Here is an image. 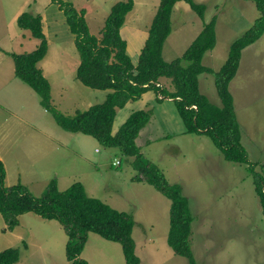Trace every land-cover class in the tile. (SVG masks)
Listing matches in <instances>:
<instances>
[{
    "label": "rangeland",
    "instance_id": "374dc122",
    "mask_svg": "<svg viewBox=\"0 0 264 264\" xmlns=\"http://www.w3.org/2000/svg\"><path fill=\"white\" fill-rule=\"evenodd\" d=\"M24 1L0 0V159L7 171L5 184L21 182L39 194L51 178L59 189L80 181L87 194L132 213V237L141 264H189L166 242L169 199L153 185L131 179L133 156L118 147L102 146L90 134L62 128L41 105L38 93L14 74L13 58L6 51H30L39 42L14 18ZM64 1L86 9L89 30L99 37L109 4L118 0ZM218 4L219 8L210 4L200 17L185 1H177L164 56L181 55L198 32L201 18L220 17L216 10L221 8L219 39L211 62L215 66L222 61L227 40L241 33L236 12L246 17L257 13V8L252 0H218ZM23 6L22 11L39 8L50 23L44 33L48 48L37 66L49 80L51 104L72 114L102 101L109 89L87 86L76 77L79 55L58 4L37 0ZM136 7L134 16L133 12L120 27L133 63L151 21L150 12L140 10L138 3ZM198 79L199 91L218 102L214 75L201 72ZM159 81L160 86L173 89L169 77ZM228 88L249 163L264 178V32L243 48ZM157 96L156 90L149 89L143 98L117 107L113 127L117 129L131 111L149 109V120L135 141L140 152L160 167L168 182L179 183L188 198L193 217L190 246L196 264H264V208L254 190V172L247 169V163L225 159L207 134L186 132L174 100ZM19 221L12 230L2 231L5 222L0 214V250L18 247L15 264H70L65 257L67 236L58 220L27 211L19 214ZM80 256L88 264H125L120 243L92 231Z\"/></svg>",
    "mask_w": 264,
    "mask_h": 264
},
{
    "label": "trees",
    "instance_id": "16d2710c",
    "mask_svg": "<svg viewBox=\"0 0 264 264\" xmlns=\"http://www.w3.org/2000/svg\"><path fill=\"white\" fill-rule=\"evenodd\" d=\"M51 1L62 9L73 33V42L79 55L76 77L87 86L109 91L102 101L85 109H76L72 114H64L55 108L51 104L49 80L37 66L48 48L41 16L27 10L17 16L16 22L19 27L29 29L33 36L39 38V43L30 51H6L13 58L14 74L38 93L41 105L62 128L90 134L102 146L118 147L122 153L133 156L135 173L131 179L153 185L170 201L167 244L174 253L186 257L189 264H196L190 246L193 217L188 198L179 183L168 182L160 167L140 152L135 141L140 129L149 120V109L131 111L114 132L113 119L117 107L138 98L148 89H154L160 95L158 99L167 96L174 100L186 132L207 134L225 159L247 163V169L254 172V166L249 163L246 149L241 143L240 127L228 84L236 73L243 48L264 32V0H252L258 13L251 24L230 41L226 58L218 69L202 63L203 54L215 45V15L203 22L201 30L181 55L166 60L162 56V46L171 31V11L178 0H159L134 64L127 53L126 40L120 33L133 0H118L112 4L99 37L90 32L83 8L76 9L70 1ZM184 1L198 16L203 17L204 3ZM201 72L214 75L219 105L212 103L199 91L198 75ZM161 76L170 78L172 90L160 86L158 79ZM4 179L5 166L0 159V214L5 222L4 230H11L18 224L19 214L33 211L44 218L60 222L67 236L65 257L70 264H88L80 253L89 231L120 243L125 264H141L132 237V213L87 194L80 181L59 189L56 179L51 178L39 194H34L21 182L7 185ZM253 184L264 208L263 176L254 172ZM18 258V247L0 250V264H13Z\"/></svg>",
    "mask_w": 264,
    "mask_h": 264
},
{
    "label": "crops",
    "instance_id": "0c3cea01",
    "mask_svg": "<svg viewBox=\"0 0 264 264\" xmlns=\"http://www.w3.org/2000/svg\"><path fill=\"white\" fill-rule=\"evenodd\" d=\"M29 1V2H28ZM31 1H32V3H36V1L37 0H26V1H24L22 4H19L18 6H19V8H18V12L16 13V15H14V18H17V15H19L20 14V11H22L21 9H24V8H22V7H24L23 5H29L30 3H31ZM179 1V0H178ZM184 1V0H183ZM195 1H197V2H202V3H204L205 4V10H204V14H205V12H206V9H209V5L211 4V5H214V7H220L219 6V4H218V0L217 1H215V0H195ZM224 2H225V0H223ZM233 1H235V0H229V2H233ZM177 2V1H176ZM176 2H175V5H176ZM186 2V1H185ZM114 2H111V4H109V11H110V7L112 6V4H113ZM137 3L139 4V6H140V10H144V11H146V12H150V15H151V20H152V17H153V15H154V13H155V11H156V9H157V6H158V4H159V0H133V5H132V8L126 13V15H125V19H124V23L123 24H125L126 23V20L128 19V17L134 12V10L136 9L137 10ZM187 3V2H186ZM45 4H50V0H45ZM188 4V3H187ZM175 5H173V8H174V6ZM189 5V4H188ZM139 8V7H138ZM173 8H172V10H173ZM191 8V7H190ZM76 9H81V8H76ZM84 9V16H85V13H86V9L85 8H83ZM227 10V9H226ZM108 11V12H109ZM31 12V11H30ZM59 12V11H58ZM216 12L218 13V14H220V17H221V13H222V10H221V8L217 11L216 10ZM32 13H39L40 14V16H41V26H42V30H43V32L45 33V25H50V23H49V21L48 20H46L45 19V16L43 15V13H41V10L39 9V8H37L34 12H32ZM171 13H172V11H171ZM237 13V15L238 16H240V23H241V25H238L237 26V28L238 29H241L240 31L242 32L244 29H246L251 23L250 22H252V20H253V18L257 15V13H258V11H257V13H252L251 12V16H246V17H244L241 13H239L238 11L236 12ZM108 14V13H107ZM106 14V15H107ZM134 14H135V12L132 14V17L134 16ZM204 14H203V17H204ZM218 16V15H217ZM216 16V17H217ZM106 17V16H105ZM220 17H217V19H216V22H215V37H216V41H215V45L211 48V49H209V50H207L204 54H203V57H202V62H203V64H205V65H207V66H210V67H212L213 69H218L219 68V66L223 63V61L225 60V56H226V54L223 56V58H221V59H223L222 61L220 60L215 66H214V64L211 62V57H214V47L217 45V43H218V39H219V29L217 30V27H218V24L219 23H221V18ZM86 19V18H85ZM251 20V21H250ZM87 21V20H86ZM201 22H200V25H199V30H198V32L201 30V28H202V25H203V20H202V18H201V20H200ZM205 21H208V19H205ZM151 22V21H150ZM226 23V22H225ZM150 24V23H149ZM149 27V26H148ZM241 27H243V28H241ZM220 28V27H219ZM24 29H26V28H24ZM29 30V29H28ZM30 31V30H29ZM240 31H238V32H240ZM121 32V31H120ZM171 32V31H170ZM198 32L195 34V36L198 34ZM31 33V32H30ZM46 34V33H45ZM170 34V33H169ZM32 35V34H31ZM33 36V35H32ZM47 36V35H46ZM45 36V37H46ZM98 36V35H97ZM146 36H147V34H146ZM169 36V35H168ZM168 36L166 37V39L164 40V42H163V46H162V56H163V58H165L166 60H170V58H167V57H165L164 56V46H165V43H166V40H167V38H168ZM194 36V37H195ZM146 38V37H145ZM145 38H144V40H145ZM144 40H143V43H144ZM256 41V40H255ZM254 41V42H255ZM48 42V41H47ZM190 42H191V40H190ZM229 42H230V39H228L227 40V43L229 44ZM253 42V43H254ZM39 43V42H38ZM127 43V42H126ZM252 44V43H251ZM143 45V44H142ZM142 47V46H141ZM126 50H127V45H126ZM205 56H207V59H208V61L207 62H204V58H205ZM137 62V61H136ZM135 64V63H134ZM43 73V72H42ZM162 77V76H161ZM161 77H159V79H158V83L160 84V78ZM198 83H199V79H198ZM149 91V89L147 90V91H145V92H143L138 98H143L144 97V95H145V93H147ZM137 98V99H138ZM210 100V99H209ZM211 101V100H210ZM128 103L130 102L129 100L127 101ZM126 102V103H127ZM213 102V101H212ZM125 103V104H126ZM213 103H215V104H217V105H219L220 104V99H219V101L218 102H213ZM119 108H116V113H115V116H116V114H117V110H118ZM128 116V115H127ZM126 116V117H127ZM112 127H113V123H112ZM116 129H114V127H113V129H112V131L114 132ZM139 134V133H138ZM6 174H7V171L5 170V178H6ZM5 180V179H4ZM18 220H19V215H18ZM20 221H18V223H19ZM5 226V225H4ZM4 226H2L1 227V230L2 231H7V230H9V229H6V230H4L3 228H4ZM12 230V229H11ZM16 262H14L13 264H15Z\"/></svg>",
    "mask_w": 264,
    "mask_h": 264
}]
</instances>
